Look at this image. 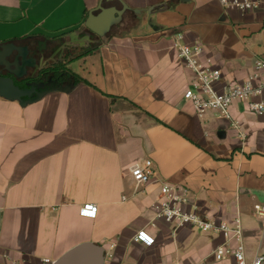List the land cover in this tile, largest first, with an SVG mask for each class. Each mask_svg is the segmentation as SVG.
<instances>
[{"label":"crops","instance_id":"0c3cea01","mask_svg":"<svg viewBox=\"0 0 264 264\" xmlns=\"http://www.w3.org/2000/svg\"><path fill=\"white\" fill-rule=\"evenodd\" d=\"M254 1L239 12L218 0H0V70L23 88L43 67L61 72L46 79L60 90L36 102L0 97V260L53 262L90 242L111 264H235L214 261L216 233L147 225L159 184L136 188L127 171L146 158L155 178L187 186L201 213L228 221L238 208L246 258L264 254L252 212L264 202V115L232 104L243 141L229 119L198 117L183 99L193 75L173 48L178 34L201 45L220 90L245 80L264 56V0ZM106 21L103 38L86 26ZM84 205L97 207L94 218L79 215ZM141 230L152 246L134 241Z\"/></svg>","mask_w":264,"mask_h":264},{"label":"built area","instance_id":"2783aa9c","mask_svg":"<svg viewBox=\"0 0 264 264\" xmlns=\"http://www.w3.org/2000/svg\"><path fill=\"white\" fill-rule=\"evenodd\" d=\"M218 2L226 11L247 12L256 7L254 0H218ZM173 48L178 58L193 75L190 87L183 93V99L191 103L198 117L214 112L229 119L240 140H245L246 135L240 127V122L232 117L230 108L235 101H241L245 103V109L250 114L264 115V56L254 59L252 71L245 80L228 83L220 90L217 84L221 80V72L213 66L212 58L204 55L201 45L186 44L183 42V36L178 34L175 36ZM127 171L136 188L144 187L151 182L159 184V197L152 204L153 216L147 225L157 228L161 223L170 227L173 232L181 227H189L200 232L216 233L222 241L212 250L214 261L221 262L233 257L235 264H264V254H256L250 260L246 258L244 230L238 208L230 220L217 221L198 210L191 201V192L187 186L155 178L156 169L151 159L134 161L128 165ZM121 200L126 201L128 197L123 195ZM252 212L264 224V202H255L252 205ZM96 213L97 207L94 205H84L79 209V215L83 217L94 218ZM134 241L147 247L154 243V239L143 230L134 236ZM110 247L113 248V245ZM112 257V253L107 251L103 264H111ZM0 264H22V262L4 254ZM32 264H52V262L43 258ZM169 264L182 263L174 260Z\"/></svg>","mask_w":264,"mask_h":264},{"label":"water","instance_id":"95a60500","mask_svg":"<svg viewBox=\"0 0 264 264\" xmlns=\"http://www.w3.org/2000/svg\"><path fill=\"white\" fill-rule=\"evenodd\" d=\"M127 8H123V11ZM122 12L116 13L117 17L121 15ZM118 19V18H117ZM111 23L106 21L102 24L99 29H94L92 26L89 27L88 23L86 26L92 29L99 37L103 38L105 33L108 31ZM5 47L1 46L0 50V61L2 56L6 54ZM17 57L15 56L14 65L16 64ZM1 64V63H0ZM7 74L0 70V97L18 101L21 105L28 103H33L39 100L45 93L49 91H58L60 87L58 85L47 84L40 87V91L36 90L34 85L26 88H21L15 83L14 77L18 76L15 71L8 69V66H5ZM105 259V251L101 245L84 242L67 250L60 257L52 262V264H103Z\"/></svg>","mask_w":264,"mask_h":264},{"label":"flooded vegetation","instance_id":"af4514ba","mask_svg":"<svg viewBox=\"0 0 264 264\" xmlns=\"http://www.w3.org/2000/svg\"><path fill=\"white\" fill-rule=\"evenodd\" d=\"M55 69V66L52 64V65H49V66H46V67H43L42 69H40L37 73H36V77L31 79L29 81V87L34 85L36 87V90L37 91H40V87L42 85H47L48 83L46 82V79L48 77H51V78H55V76L53 74H51L52 70ZM45 70V73H43ZM52 86H53V82L50 83ZM19 86L21 87V85L19 84ZM23 88V87H21ZM26 88V87H25Z\"/></svg>","mask_w":264,"mask_h":264},{"label":"trees","instance_id":"16d2710c","mask_svg":"<svg viewBox=\"0 0 264 264\" xmlns=\"http://www.w3.org/2000/svg\"><path fill=\"white\" fill-rule=\"evenodd\" d=\"M44 72L43 73H45V70H43ZM60 71H58V68L57 67H55V69L54 70H52V72H51V74H53L54 76H58V75H60ZM68 75L70 74L69 72L67 73ZM74 81L75 82H79V81H81V79H78V78H76V77H74Z\"/></svg>","mask_w":264,"mask_h":264},{"label":"rangeland","instance_id":"374dc122","mask_svg":"<svg viewBox=\"0 0 264 264\" xmlns=\"http://www.w3.org/2000/svg\"><path fill=\"white\" fill-rule=\"evenodd\" d=\"M56 78H58V77H56Z\"/></svg>","mask_w":264,"mask_h":264}]
</instances>
